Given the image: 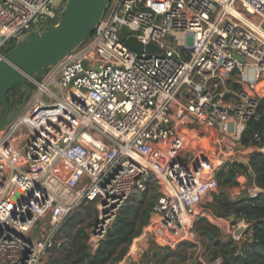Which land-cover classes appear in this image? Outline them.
<instances>
[{"label": "built area", "instance_id": "built-area-1", "mask_svg": "<svg viewBox=\"0 0 264 264\" xmlns=\"http://www.w3.org/2000/svg\"><path fill=\"white\" fill-rule=\"evenodd\" d=\"M55 1L0 0V59L53 22L67 0ZM131 36L158 50L133 49ZM47 70L27 75L32 94L0 130V264H45L84 202L99 211L95 251L154 176L162 195L144 235L161 242L181 239L188 211L234 162L248 168L231 189L264 192L240 156L264 97V0H110L94 32Z\"/></svg>", "mask_w": 264, "mask_h": 264}, {"label": "trees", "instance_id": "trees-1", "mask_svg": "<svg viewBox=\"0 0 264 264\" xmlns=\"http://www.w3.org/2000/svg\"><path fill=\"white\" fill-rule=\"evenodd\" d=\"M235 87H238V84H235ZM24 96L25 89L22 85H15L11 88L7 93L10 109H17ZM2 115L3 104L0 100V118ZM256 134L261 137L260 141H256ZM241 144L252 148L249 164L255 172V182L264 188V152L259 149L264 146V97L259 100L255 116L247 123ZM247 168L244 163L230 164L228 169L219 172L220 183L228 187L240 184L241 175L246 172ZM154 197L156 195L152 198ZM216 201L222 213L236 212V224L246 221L252 223V228L243 249L237 246L232 238L223 239L219 235L211 236L214 240L211 258L222 256L221 264H264V192L257 198H252L245 192L238 199H233L223 190L216 195ZM153 205L152 200L147 204L142 202L139 206L124 204L98 249L95 251L90 249L89 234L84 233L83 237L76 236L73 249L55 262L58 264H108L111 260H122L127 256L130 248L138 242L139 236L148 225ZM212 228L220 230L218 226L212 225ZM184 243L180 242L179 246ZM187 244L190 245V243ZM181 255L185 260L186 251Z\"/></svg>", "mask_w": 264, "mask_h": 264}, {"label": "water", "instance_id": "water-1", "mask_svg": "<svg viewBox=\"0 0 264 264\" xmlns=\"http://www.w3.org/2000/svg\"><path fill=\"white\" fill-rule=\"evenodd\" d=\"M110 0H67L52 18L55 22L46 26L41 33H35L14 44L0 59V100L3 115L0 118V130L11 124L23 111L32 87L27 75L38 73L45 75L47 69L56 66L68 54L76 49L95 30L97 23L105 13ZM127 44L138 51H157V46L144 45L135 36L127 39ZM15 85H22L25 96L20 106L11 112L7 93ZM230 222L236 224L237 214L229 213ZM252 223L243 221L232 231V239L241 249L245 247Z\"/></svg>", "mask_w": 264, "mask_h": 264}, {"label": "rangeland", "instance_id": "rangeland-1", "mask_svg": "<svg viewBox=\"0 0 264 264\" xmlns=\"http://www.w3.org/2000/svg\"><path fill=\"white\" fill-rule=\"evenodd\" d=\"M64 1L65 0H56L54 9L58 10L59 6ZM47 21V19H43L42 24ZM54 24L55 22L53 21L48 27ZM234 74H236V72L232 71L230 73V75ZM31 85L33 87V84ZM262 86H264V79L258 84L259 88ZM13 111L14 110H11V112ZM223 190H225L233 199H238L243 195L242 192L240 194L237 190L234 191L231 187L220 183L217 191H211L204 196L195 214L190 210L188 211L191 213L193 221L191 227L186 230V233L182 235L180 240L161 242L145 236L144 230L148 226L147 225L144 228L142 235L139 236L138 242L130 248L127 256L122 260H111L108 264H187L191 259L199 256H203V259L206 261L210 260L213 255L212 250L214 249V240L211 236L219 235V237H222L223 239L232 238V231L237 226L236 224L233 225V223L232 227L230 226L227 230L228 234L226 233L225 235L222 233L221 229L218 231L213 230L212 228V225L217 226L216 223H220L221 225L224 224L223 220H219L218 218L223 217L228 220L230 219L229 213L224 214L222 213L223 211L217 207L216 195L220 194ZM154 195H156V197L152 198ZM161 195L162 190L159 180L157 176H154L150 179V184L147 190L135 191L125 204H135L136 206H139L142 202L147 204L152 200L155 205ZM181 208H183V206L180 207V209ZM98 216L99 211L95 203H82L71 215L65 228V232L69 236V243L65 248L54 251L45 264H58L55 260L62 259L67 252L73 249V243L76 236L80 235L83 237L84 233L90 234L93 226L98 220ZM180 242L185 243L179 246ZM187 243H190V245ZM185 251L187 257L183 260L181 253Z\"/></svg>", "mask_w": 264, "mask_h": 264}, {"label": "crops", "instance_id": "crops-1", "mask_svg": "<svg viewBox=\"0 0 264 264\" xmlns=\"http://www.w3.org/2000/svg\"><path fill=\"white\" fill-rule=\"evenodd\" d=\"M251 152H252V148L251 147H247V148H245L244 152L241 153L240 156H241V158L243 160H250ZM179 207H182L181 204H179ZM181 210H182V212H184L183 208H181ZM218 219L219 220H223L224 224L221 225L220 223H218L216 225L222 230V233L225 235L228 232L227 230L229 229V227L230 226L232 227V222H230V220H228L226 218H223V217H220ZM225 239H228V238H225Z\"/></svg>", "mask_w": 264, "mask_h": 264}, {"label": "bare ground", "instance_id": "bare-ground-1", "mask_svg": "<svg viewBox=\"0 0 264 264\" xmlns=\"http://www.w3.org/2000/svg\"><path fill=\"white\" fill-rule=\"evenodd\" d=\"M260 90H261L262 92H264V86L260 87Z\"/></svg>", "mask_w": 264, "mask_h": 264}]
</instances>
